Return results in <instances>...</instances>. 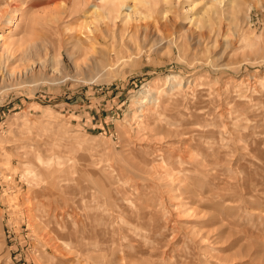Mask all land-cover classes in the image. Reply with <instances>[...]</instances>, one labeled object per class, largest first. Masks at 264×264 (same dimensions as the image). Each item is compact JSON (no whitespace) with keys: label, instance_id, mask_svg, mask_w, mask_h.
Wrapping results in <instances>:
<instances>
[{"label":"rangeland","instance_id":"1","mask_svg":"<svg viewBox=\"0 0 264 264\" xmlns=\"http://www.w3.org/2000/svg\"><path fill=\"white\" fill-rule=\"evenodd\" d=\"M24 1L0 36L51 14L34 41L57 78L0 82V264H264V0H158L160 42L126 35L139 2L104 36L96 0ZM36 171L59 185L50 224Z\"/></svg>","mask_w":264,"mask_h":264},{"label":"bare ground","instance_id":"2","mask_svg":"<svg viewBox=\"0 0 264 264\" xmlns=\"http://www.w3.org/2000/svg\"><path fill=\"white\" fill-rule=\"evenodd\" d=\"M8 1V0H7ZM24 1V0H23ZM27 1V0H26ZM98 3L95 5L96 7V12L99 14V15H102V17H104V19H106V21H108V25H105L106 28L104 29V31H101L104 36H107L108 35V27L110 25H112L113 27H115V24H116V20L119 19V17L121 16V10L125 7L127 1L129 0H96ZM133 2H139L141 3L142 5H145V6H148L152 11L151 13L152 16H151V22L150 24H145V25H142L139 27L138 25V28L137 27H134L130 29L129 27V30L126 29L127 33L126 35H130V36H135L136 38L137 37H141L144 41L145 40H153L154 42L155 41H159V40H162V37L159 36V30L160 28L162 27H165L167 24H169V20L167 17L166 18H162L160 20L157 19V15H156V10H157V6H158V0H132ZM245 2H249V0H244ZM25 2V1H24ZM43 2H49V3H53L57 6V8L59 9V11L57 12V14L59 15L60 13H66V11H61L60 9V4L61 3H64V4H68V2H66L65 0H28L27 1V5H30V7H35V6H38L40 5L41 3ZM93 2V0H72V8L69 10L70 12V15L72 12H75V14H78L81 9H83V7L91 4ZM95 2V1H94ZM22 0H10L6 5L7 9H0V31L2 32L3 31V27H2V20H4V18L8 15V10L10 11V14H12L11 16H7V22H8V27H11V23L13 21V19L16 17V14L19 13L18 10H21L20 8H22ZM75 9H74V8ZM127 7V6H126ZM74 11H73V10ZM149 9V10H150ZM24 10V9H23ZM233 10H235L233 8ZM23 12V11H22ZM96 13V14H97ZM18 17L20 18H16L18 21V23L15 25V29L14 31L16 32V30L20 31V34L16 35L17 37L18 36H21V31L22 33H24V35L22 37H20L19 39H14L12 37H9L7 36L9 34V32L7 31L6 35L4 37L0 36V82H3L5 80H9V81H13V80H18V79H23V78H33L37 73L43 71L44 73L46 74H49V60L47 59L46 57V54H43L44 50L42 49H37V41L35 42L34 39L35 37H38V33L37 31L39 30H35V25H37L39 22L43 23V27H45V23H52V19H51V14H45L44 16H33L32 18L29 19L30 21V24H28L27 26V29L25 28L26 26V14H23L21 13L20 15L18 14ZM99 17V16H97ZM103 19V18H102ZM15 20V19H14ZM14 23V22H13ZM149 23V22H147ZM106 24V23H105ZM129 25V24H128ZM108 26V27H107ZM136 26V24H135ZM168 26V25H167ZM12 28V27H11ZM56 28V26H55ZM112 28V27H110ZM109 28V29H110ZM48 29V28H46ZM171 29V28H169ZM89 30V29H88ZM172 30V29H171ZM54 31V30H53ZM56 31V30H55ZM125 31V33H126ZM168 30H166L167 32ZM170 31V30H169ZM14 32V33H15ZM49 32V31H47ZM58 33V32H57ZM56 33V34H57ZM162 33V32H161ZM171 33V32H169ZM169 33H163L165 38H168V37H171L172 35L169 34ZM183 33V32H182ZM186 35H189L190 36V39H192L194 37H196L197 40H195V42H200L202 40H205V37H206V34L203 33H198L197 36H193V31L191 29H188L186 30ZM218 33V32H217ZM120 34V33H119ZM12 35V34H11ZM32 35V39L30 38V36ZM45 35V34H44ZM98 35V34H97ZM113 35V34H112ZM185 35V36H186ZM101 36V35H100ZM109 36V35H108ZM46 37V35H45ZM96 37V36H95ZM187 37V36H186ZM72 39L74 37H71ZM104 38V37H103ZM208 38V37H206ZM41 39V37H40ZM58 39V38H57ZM71 39V40H72ZM97 39V38H96ZM141 39V40H142ZM39 40V39H38ZM193 40V39H192ZM79 42H81V45H86L87 46V49H88V41H91L89 38H85L84 40L79 38L78 40ZM40 42V41H38ZM65 42V45L63 46L66 53H67V57L68 58H71V55L68 53L70 48H71V45L73 46V48L77 47L76 44H74L73 42H70V39H65L64 40ZM106 42V41H105ZM124 42V41H123ZM160 42V41H159ZM204 42V41H203ZM146 43V42H145ZM144 43V44H145ZM148 43V42H147ZM173 43H176L177 44V38H173ZM190 43V42H189ZM194 43V42H193ZM78 45H80L79 43H77ZM143 44V45H144ZM196 44V45H197ZM58 45V44H57ZM81 45L79 47H81ZM60 45H58L59 47ZM94 47V46H93ZM93 47H89V49H92ZM186 47V46H185ZM196 47V46H195ZM83 48V47H82ZM96 48V47H95ZM131 48V47H130ZM57 49V48H56ZM59 50V49H58ZM100 50V49H99ZM53 51V50H52ZM142 51V50H141ZM147 51V50H146ZM195 51V50H194ZM54 52V51H53ZM145 52V51H144ZM60 54V52H54V57L57 56V54ZM75 53V51H74ZM78 53V52H76ZM100 53V52H99ZM90 54V53H89ZM136 54V53H135ZM142 54V53H141ZM138 55V54H137ZM88 56V55H87ZM60 58V57H59ZM58 58V59H59ZM132 59V57H131ZM56 60V59H55ZM61 60V59H60ZM51 61V60H50ZM77 61V60H76ZM130 61V60H129ZM56 62V61H55ZM59 63L61 61H58ZM87 62V60H86ZM93 62V61H92ZM96 63V62H95ZM12 64H15V67L16 68H12ZM61 64V63H60ZM51 65V64H50ZM78 65V64H77ZM83 65V64H82ZM86 65V64H84ZM59 66V65H58ZM88 66V65H87ZM96 66V65H95ZM56 67V66H55ZM77 67V66H76ZM81 67V66H80ZM60 68V67H59ZM76 69V68H75ZM84 69V68H83ZM109 69V68H108ZM77 70V69H76ZM79 70V69H78ZM83 71V70H82ZM78 72V71H76ZM42 73V72H41ZM91 73V72H90ZM42 75V74H41ZM61 75V74H60ZM90 75V74H89ZM39 76V74H38ZM61 77V76H60ZM91 77V76H90ZM55 78H57L56 74H49V79L50 80H54ZM84 79V78H83ZM3 84V83H2ZM7 84V83H6ZM1 85V84H0ZM176 95V94H175ZM185 96V95H183ZM183 99V98H182ZM187 99V98H186ZM157 102V101H156ZM185 102V101H184ZM161 103V102H160ZM42 172H37L36 171V175H37V178H38V181L40 179V182H44L43 183V186H40L41 188L39 189V192L41 193V195H44V197H46L45 200H41L40 203L35 207V209L39 212H41L42 216L44 219H41V220H45L46 223L48 224L51 219H52V212L49 213V210L47 211L46 209V206L50 207L51 208V204H53L52 202V197L53 195L55 194H58L57 193V190H58V184L54 183V181H48L46 182V179H47V176L46 174H41ZM42 178V179H41ZM49 180V179H48ZM58 185V186H57ZM63 191V190H61ZM87 191V190H86ZM63 193V192H62ZM94 194V193H93ZM38 195V194H37ZM54 195V196H55ZM62 196V195H60ZM60 196L58 195V197L60 198ZM92 196V195H91ZM63 198V197H62ZM42 199V198H41ZM64 199V198H63ZM95 199H97V197H95ZM39 200V199H38ZM61 200V199H59ZM72 200V199H69V201ZM99 200V199H98ZM62 201H65V200H62ZM67 201V202H69ZM61 201L59 202H56L55 204H58L60 203ZM66 202V201H65ZM64 202V203H65ZM70 203V202H69ZM84 203V202H82ZM103 203V202H101ZM89 205L88 207H90V204H87ZM56 206V205H55ZM33 207V209H34ZM64 207H65V204H64ZM66 208V207H65ZM58 208H56L57 210ZM64 210V209H63ZM89 210V209H88ZM87 210V211H88ZM60 211V210H59ZM58 211V212H59ZM61 212V211H60ZM64 213V212H63ZM61 215V214H60ZM40 216V215H39ZM38 216V217H39ZM55 216V214L53 213V217ZM88 217L90 218L91 220V215L88 214ZM56 219V218H55ZM59 219V218H58ZM69 220V219H68ZM44 221V223H45ZM58 222V221H57ZM103 222V221H102ZM50 224V223H49ZM103 224V223H102ZM35 225L38 226V228H41L39 223H35ZM53 225V224H52ZM95 225V224H94ZM93 225V226H94ZM98 225V224H97ZM49 226V225H48ZM57 228H53V229H58L57 232L58 234H60V229H59V226L60 228H62L63 230H66L65 228L62 227V225H56ZM51 227V226H49ZM74 227V226H73ZM95 227V226H94ZM98 228V226H97ZM45 229V228H44ZM82 229V228H81ZM96 229V228H95ZM51 230V228H50ZM68 230V229H67ZM71 231V230H70ZM70 231H69V234H70ZM105 231V230H104ZM63 232V231H62ZM61 232V233H62ZM74 232H76V230L74 229ZM44 233V232H43ZM53 233V232H52ZM96 233V232H95ZM72 234V233H71ZM44 235H47L46 239L48 241H53V246L55 248H58L60 245V243H57L58 241L57 240H62V237L64 236H57V237H53V235H50V232L46 230V233ZM77 235V234H76ZM75 235V236H76ZM55 236V235H54ZM65 236L67 237L68 234H65ZM64 236V237H65ZM71 236V235H70ZM74 236V235H73ZM65 237V238H66ZM56 238V241H54V239ZM64 238V240H65ZM69 238V237H68ZM72 238V236H71ZM74 238V237H73ZM45 239V240H46ZM74 240V239H73ZM63 242V241H62ZM51 243V242H50ZM65 243V242H63ZM63 245V244H62ZM53 247V248H54ZM62 248V247H61ZM55 251V250H54Z\"/></svg>","mask_w":264,"mask_h":264}]
</instances>
